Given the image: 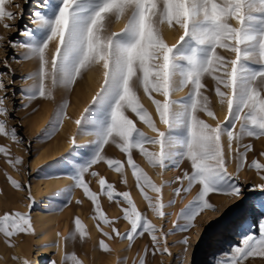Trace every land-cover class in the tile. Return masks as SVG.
<instances>
[{"label":"snow or ice","instance_id":"snow-or-ice-1","mask_svg":"<svg viewBox=\"0 0 264 264\" xmlns=\"http://www.w3.org/2000/svg\"><path fill=\"white\" fill-rule=\"evenodd\" d=\"M43 9L46 11H37L33 15V22L37 25L35 32L26 30L23 35L28 40L19 45L26 49L22 58L38 62L37 70L26 77L33 84L26 91L22 90V94L33 101L50 99L57 88L71 90L77 78L94 65L102 68L103 76L99 91L92 97L93 104L101 106L100 114L89 119L91 107H88L75 121L78 133L87 130L95 137L93 154L68 176L73 184L62 191L70 195L72 187L82 189L93 205L94 219L98 218L97 228L99 222L111 228V232H102L109 240H127L131 246L137 236L146 233L151 239L153 254L171 255L167 246L160 247L161 238L166 234L161 231L160 237L156 235L160 230L137 210L127 191L115 192L113 185L100 175V192H93L84 174L89 173L93 165L104 161L123 175L121 161L104 155L105 145L114 144L126 156L127 166L132 169L136 187L148 202V208L165 217L168 213L162 211L165 205L160 197L161 187L153 184L140 169L131 150L138 149L150 166L162 171L169 166L179 167L186 158L190 161L191 171H184L183 176L176 179L181 183L187 181V186L178 187L174 192L180 195L181 191L189 192L194 185L200 187L178 216V220L186 223L181 226L174 222L173 231L176 228L187 231L193 227L194 220L204 209L216 210L209 202L210 193L242 198L243 189L236 177L228 172L227 166L235 161L237 172L245 167L248 153L254 150L252 144L242 143L245 136L264 137V0H43ZM15 16L5 9V0H0V20ZM113 18L126 21L119 32L110 31ZM229 19L236 20L237 27H232ZM165 23L169 28L179 25L183 30L171 45L165 42L161 32V25ZM4 27L11 25L5 24ZM51 41L56 43L49 57L47 50ZM15 44L9 41L10 46ZM218 48L227 49L235 57L226 59L218 54ZM249 63L259 67H249ZM206 75L214 81L220 105H226L227 109L223 121H217L214 127L199 115L202 112L216 118L209 97L204 95V91L209 90L202 83ZM184 87H189L186 98L180 101L170 99L171 93ZM141 89L155 106V113L165 126L164 131L156 127L153 116L140 102ZM0 90L6 92L2 81ZM153 93L161 95L163 100L155 99ZM5 99L6 95L0 97V105ZM65 106L61 104L54 111V123L49 121L53 131L64 118ZM4 112L6 109L0 108V115ZM128 112L134 114V118H130ZM135 119L156 135H146L137 127ZM5 132V125L0 122V133ZM11 135L13 140L17 139L15 128ZM225 136L226 150L222 144ZM146 144L159 146V151H149ZM69 145L75 147V140L71 139ZM0 152L4 149L0 148ZM259 156L264 157V151L259 152ZM9 163L15 167L22 161L16 158ZM250 167L255 168L257 174L264 170V164L255 159ZM90 175L97 177L99 174L92 171ZM260 179L264 181V175ZM9 181L16 189L25 188L16 180L9 178ZM253 187L264 191V183ZM146 188L157 193L155 203L144 194ZM101 195H107L109 201L114 200L118 205H126L121 211L129 226L127 230L121 232L114 226L115 221L109 220L101 210ZM28 199L31 200L30 195ZM31 207L32 204L30 210ZM75 226L83 239L85 231L78 218ZM30 232L29 213L5 212L0 216V233L5 238ZM182 243L187 246L188 238L184 237ZM241 244L242 247L232 250L233 264H243L248 257H264V219L259 222V235H246ZM99 247L109 250L104 240L99 241ZM66 259L80 264L75 256ZM23 264L31 262L24 260ZM141 264H144L143 259Z\"/></svg>","mask_w":264,"mask_h":264},{"label":"rangeland","instance_id":"rangeland-1","mask_svg":"<svg viewBox=\"0 0 264 264\" xmlns=\"http://www.w3.org/2000/svg\"><path fill=\"white\" fill-rule=\"evenodd\" d=\"M37 3L39 5H36ZM5 9L15 13L16 16L13 19L0 20V81L6 88V92L0 90V97L6 95L3 105H0V108L6 109V112L0 115V122L4 123L6 129L5 133H0V148L4 149V152H0V216L5 212L29 213L32 232L17 233L11 238H5L0 233V264H23L24 260L31 262L36 246L42 243L53 248L55 245L59 246L58 253L52 251L51 256L47 258H50V264L52 262L54 264H74L73 260L66 259L71 256H75L80 264H141L142 259L144 264H233L232 250L237 246H243L241 240L244 236H258L259 222L264 219V191L253 187L264 183L260 179V176L264 175V170L257 174L256 169L250 167V163L254 159L264 164V157L259 156V152L264 151V137L245 136L242 143H250L254 149L253 152L248 153L245 167L237 172L235 161L230 162L227 166L228 172L236 177V182L242 187L243 197L210 193L209 202L216 210H202L194 220V226L187 231H181L179 228L173 231L174 222H178L181 226L186 223L182 219L178 220V216L196 196L200 186L194 185L189 192L181 191L180 195H176L174 189L187 186V181L181 183L176 177H182L184 171H191L190 161L185 158L180 162L179 167L169 166L162 171L159 167L150 166L138 149L131 150L133 159L140 169L153 184L161 187L160 197L165 205L162 211L168 215L160 217L148 208V202L144 200L143 194L136 187V180L132 175V169L127 166L126 156L114 144L105 145L104 155L107 158L121 161L123 175L110 168L106 162L100 161L91 167L89 173L84 174V179L89 184L90 190L100 192L98 180L102 175L108 183L113 185L115 192L127 191L137 210L160 230L156 235L160 237L161 231L166 234L161 238L160 247L162 249L167 246L171 255L153 254L151 239L146 233L142 237L137 236L131 246L127 240L119 238L109 240L103 236L102 232H111V228L102 222H99L100 226L97 228L98 218L94 219L96 213L93 205L84 196L82 189L72 187L70 195L62 191L73 184L68 176L93 154L95 137L87 130L78 133L75 121L81 118V114L88 107H91V113L88 114L89 119L100 114L101 106L99 103L93 104L92 97L99 91L103 76L100 75V83L92 90H87L84 86L85 71L82 76L77 78V82L72 85L71 90L61 87L54 90L50 99L38 98L35 101L28 99L27 95L22 94V90L26 91L33 84V81L26 77L31 76L37 70L38 62L34 59L22 58L26 54V49L19 45L28 40L23 35L26 30L35 32L37 28L36 23L33 22L34 13L46 10L43 9V0H27V3L25 0H5ZM121 20V26L114 27L116 20L113 18L110 31L119 32L126 22L124 18ZM228 22L232 27H237L236 20L229 19ZM5 24L11 25V27H4ZM172 30V36L167 38L161 25L163 38L169 45L175 43L183 31L179 25L172 27ZM9 41L16 42V44L10 46ZM55 43L56 41L49 43L47 50L49 57L54 52ZM217 52L228 60L235 57V54L227 49L218 48ZM248 66L259 67L255 63H249ZM202 83L205 84L206 89H209L204 91V95L209 97L210 107L216 118L208 117L202 112L199 115L206 123L214 127L217 121H223L227 111L226 105H220L219 98L215 95L214 81L210 76H204ZM188 93L189 87H184L178 93H171L170 99L180 101L186 98ZM152 95L157 100H163L159 94L153 93ZM139 96L140 102L153 116L156 127L164 131L165 126L160 123L154 110L155 106L143 94L142 89ZM25 104L27 107H22ZM61 104L66 105L64 118L53 131L49 126V121L55 122L53 113ZM219 106L222 109H219ZM126 114L130 118H134V114L131 112ZM135 122L146 135H156L138 119H135ZM13 128L17 133L16 140H13L11 135ZM71 139L75 140L76 146L70 148L69 141ZM222 144L226 150V136L222 137ZM235 146V142H233L234 149ZM145 147L151 152L159 151L157 145L146 144ZM16 158H19L22 163L13 167L9 161ZM38 168L40 171H37ZM92 171L99 175L92 177L90 175ZM54 177L60 179L67 177L70 181L68 183L65 181L62 185L59 184V187L54 185V187L51 186L52 188H45L43 182L46 179L52 180ZM9 178L16 180L25 188H14ZM144 194L151 197L155 203L157 193L146 188ZM29 195L31 200L28 199ZM44 198L47 200V207L56 206L59 209L60 219L56 236L40 238L41 231L35 225L34 214L40 209ZM120 199L122 201V197ZM170 201L173 202L169 205ZM99 203L107 218L115 221V227L121 232L128 229L129 226L127 221L123 220L121 211V207H126V205H118L114 200L109 201L107 195H101ZM30 204H32L31 210L29 209ZM118 217L119 219H117ZM77 218L81 221L85 231L83 239L80 238L75 226ZM230 224H232V228L229 230ZM225 232L228 233L225 234ZM218 234L222 236V243L210 246ZM184 237L189 240L187 246L182 243ZM100 240H104L108 251L99 247ZM23 245L26 246L23 247ZM211 249L215 250L213 259L209 261L208 252ZM54 253L56 254L54 255ZM1 260L5 263H2ZM243 264H264V257H248L243 260Z\"/></svg>","mask_w":264,"mask_h":264},{"label":"bare ground","instance_id":"bare-ground-1","mask_svg":"<svg viewBox=\"0 0 264 264\" xmlns=\"http://www.w3.org/2000/svg\"><path fill=\"white\" fill-rule=\"evenodd\" d=\"M36 5H39L38 3ZM122 24V20H116L114 27H119ZM163 29H164V33L166 34V37L169 38L172 36L173 34V30L172 27L169 28L167 23H165L164 25H162ZM102 74V68L99 65H94L92 66L90 69H88L86 71L85 77H84V86L87 90H92L93 88H95L99 83H100V75ZM183 89V88H182ZM182 89L175 91V93L182 91ZM219 109H222L221 106H219ZM155 110V109H154ZM58 178V177H57ZM52 178V180H45L43 183L45 185V188H52L54 187V185H57V187H59V184H63V182H69L70 180L67 177H63L62 179L60 178ZM50 179V178H49ZM52 186V187H51ZM44 188V189H45ZM39 189V188H38ZM40 191V190H39ZM47 200L46 198H44V202L43 204L40 206V209L37 210L34 214V219H35V225L36 227L41 231V237L40 238H47L49 236H56L57 235V225H58V221L60 219L59 217V209L56 206L53 207H47ZM46 206V207H45ZM232 228V224L229 225V230ZM235 230V227H234ZM228 231V230H227ZM228 232H225V234ZM222 236L218 234V236H216L213 240L210 246H217L219 244L222 243L223 239L221 238ZM222 239V241H221ZM26 246V245H25ZM23 245V247H25ZM209 246V247H210ZM59 250V246L55 245L54 248L53 247H49L48 245L45 244H38L36 246V251H35V255L31 261V264H50L49 259H47L48 257L51 256V252L54 251L56 253H58ZM214 250L215 249H211L210 252H208V258L209 261H211L213 259V255H214ZM54 253V255L56 254ZM207 257V256H206ZM1 262L3 263L4 261L1 260ZM5 263V262H4Z\"/></svg>","mask_w":264,"mask_h":264}]
</instances>
